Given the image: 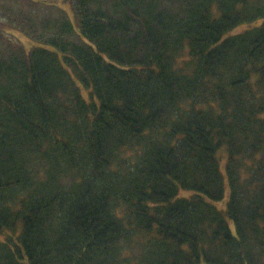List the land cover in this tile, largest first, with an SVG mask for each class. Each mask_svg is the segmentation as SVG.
<instances>
[{"label": "trees", "instance_id": "1", "mask_svg": "<svg viewBox=\"0 0 264 264\" xmlns=\"http://www.w3.org/2000/svg\"><path fill=\"white\" fill-rule=\"evenodd\" d=\"M71 1L3 5L0 264H264V0Z\"/></svg>", "mask_w": 264, "mask_h": 264}, {"label": "rangeland", "instance_id": "2", "mask_svg": "<svg viewBox=\"0 0 264 264\" xmlns=\"http://www.w3.org/2000/svg\"><path fill=\"white\" fill-rule=\"evenodd\" d=\"M16 1H20V0H0V25H2V28L4 29L3 32L0 33V46H3L5 48L4 42L7 44L9 48L14 44L16 46H19L18 42L15 43V41H20L27 50H30L31 48H33V46L37 45V43L39 44L40 42L32 40V38L26 36L24 33L11 28L12 23L8 22V19L6 20V12H5V9L3 8V5L5 4L10 5V7L12 8V12H14L16 11L15 9ZM23 3L26 5L25 8H27L25 10L32 12L35 16H38L39 18L45 15L47 17L49 15L52 17H60V16L67 17L68 15L73 25L76 28H78V24L76 22V15H75L71 0H34L33 4H31V1L29 0H23ZM28 5H31V7H29ZM55 5L58 6L59 8L55 7ZM59 9L61 10L64 9L67 15H64L62 11ZM42 13L44 14L42 15ZM261 22L262 21L254 22L252 23V26L258 25ZM249 26L250 24H247V23L240 24L235 27L233 32H236V33L241 32L244 29L248 28ZM6 28L8 29L9 34H6V32H4ZM4 33L5 35L8 36L7 39H5L6 37L4 36ZM52 33L53 32H51V34ZM8 39H10L11 42H8ZM83 94L87 98L88 91L84 90ZM228 195H229V190H227L226 192V197H228Z\"/></svg>", "mask_w": 264, "mask_h": 264}]
</instances>
